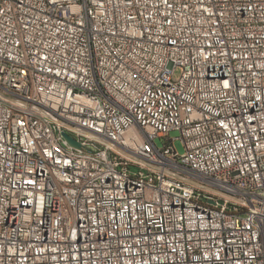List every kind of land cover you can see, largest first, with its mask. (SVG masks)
<instances>
[{"label": "built area", "instance_id": "obj_1", "mask_svg": "<svg viewBox=\"0 0 264 264\" xmlns=\"http://www.w3.org/2000/svg\"><path fill=\"white\" fill-rule=\"evenodd\" d=\"M0 64V264H264V0H0Z\"/></svg>", "mask_w": 264, "mask_h": 264}, {"label": "bare ground", "instance_id": "obj_2", "mask_svg": "<svg viewBox=\"0 0 264 264\" xmlns=\"http://www.w3.org/2000/svg\"><path fill=\"white\" fill-rule=\"evenodd\" d=\"M9 71V64H0V72ZM126 187H133V177L129 175H119L117 182L118 191H126Z\"/></svg>", "mask_w": 264, "mask_h": 264}, {"label": "rangeland", "instance_id": "obj_3", "mask_svg": "<svg viewBox=\"0 0 264 264\" xmlns=\"http://www.w3.org/2000/svg\"><path fill=\"white\" fill-rule=\"evenodd\" d=\"M169 138L173 139V146L175 147L176 151L181 154L184 152V147L181 139L179 138V133L177 131H171L169 133ZM158 147H162L163 142L159 139L155 141ZM133 170H137V168H132Z\"/></svg>", "mask_w": 264, "mask_h": 264}, {"label": "water", "instance_id": "obj_4", "mask_svg": "<svg viewBox=\"0 0 264 264\" xmlns=\"http://www.w3.org/2000/svg\"><path fill=\"white\" fill-rule=\"evenodd\" d=\"M62 135L67 140V142L70 146L77 148V149L81 148V146L72 137H70L68 134L63 133Z\"/></svg>", "mask_w": 264, "mask_h": 264}]
</instances>
